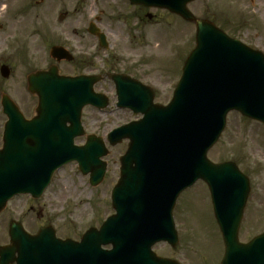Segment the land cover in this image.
Wrapping results in <instances>:
<instances>
[{"label":"water","instance_id":"water-1","mask_svg":"<svg viewBox=\"0 0 264 264\" xmlns=\"http://www.w3.org/2000/svg\"><path fill=\"white\" fill-rule=\"evenodd\" d=\"M191 1L131 0L168 8L194 22L197 46L168 106L154 104L155 94L148 87L124 75H110L118 107L144 115L108 136L111 145L130 140L121 158V180L112 193L116 214L100 230L90 229L81 242L58 239L52 227L30 235L12 222L11 244L0 248V264H178L158 257L152 246L160 241L178 244L172 211L178 195L198 179L211 191L225 244L221 264H264V234L248 244L238 239L248 179L234 163L214 164L207 158L229 111L264 123V55L197 19L187 9ZM90 32L98 34L93 26ZM100 39L106 46L104 34ZM51 54L59 61L72 59L60 47ZM100 80L60 76L56 66L31 76L29 90L39 97L37 116L31 121L24 120L5 97L10 123L0 153V213L17 194L41 197L54 172L72 161L79 163L83 174H91L93 186L101 183L107 167L102 158L108 155L103 139L89 135L84 146L74 144L75 138L85 135L83 108L108 106L107 98L94 92ZM110 244L112 250L102 248Z\"/></svg>","mask_w":264,"mask_h":264},{"label":"rangeland","instance_id":"rangeland-1","mask_svg":"<svg viewBox=\"0 0 264 264\" xmlns=\"http://www.w3.org/2000/svg\"><path fill=\"white\" fill-rule=\"evenodd\" d=\"M7 7L0 20V32L9 20L28 18L30 26L0 41V110L7 95L27 116H32L38 99L27 90L30 74L57 64L50 57L53 45H61L75 56L73 63L58 65L63 75L121 73L138 79L155 91V103L167 105L182 74L184 61L195 46V27L151 10L153 20L135 16L137 7L128 0H0ZM197 17H217L229 35L264 54V0H198L190 5ZM66 14L64 21L59 16ZM211 15V16H210ZM90 23L105 33L108 48L100 47L88 32ZM10 68V77L1 67ZM96 91L109 97V107L99 111L86 107L82 121L87 134L105 141L111 130L138 120L130 110L116 108L115 85L105 80ZM85 138L76 143L84 144ZM128 140L109 146L104 158L107 172L103 182L93 187L89 175L77 163L57 171L42 197L17 196L0 214V247L9 243V226L20 223L36 234L52 226L59 238L80 240L91 227L99 228L114 213L111 193L120 177V158ZM264 124L231 112L217 144L209 152L215 162H234L249 178L251 192L245 207L239 239L248 242L264 232ZM262 152V154H261ZM179 244L154 247L158 256L180 264H219L224 245L213 215L207 186L198 182L179 197L174 209Z\"/></svg>","mask_w":264,"mask_h":264},{"label":"flooded vegetation","instance_id":"flooded-vegetation-1","mask_svg":"<svg viewBox=\"0 0 264 264\" xmlns=\"http://www.w3.org/2000/svg\"><path fill=\"white\" fill-rule=\"evenodd\" d=\"M195 3V2H194ZM193 3H191L190 5H192ZM137 7L139 10H141V12H138L136 11L135 13V16L138 17L140 20H153V15L151 13H149L151 10H159V9H151V8H146V7H143V6H135ZM190 7V6H189ZM164 12H166L168 14L169 17H174L180 21H182L183 23H186L181 17L175 15V14H172L171 12H169L168 10H162ZM192 11V10H191ZM193 12V11H192ZM194 13V12H193ZM195 14V13H194ZM211 16V15H210ZM212 17V16H211ZM211 17H199L201 19H205V20H209L211 22H213L216 26H219V24L217 23L216 21V16L211 18ZM188 24H192V23H188ZM194 25V24H192ZM195 27V25H194ZM220 28L222 29H225L224 27H221L219 26ZM226 30V29H225ZM75 60H73L74 62ZM71 62V63H73ZM24 114V116L29 119L31 118L32 116H27L23 110H21ZM8 123V118L6 116V114L3 112V108L1 107V110H0V150L3 149L4 147V144H5V132H6V125Z\"/></svg>","mask_w":264,"mask_h":264},{"label":"bare ground","instance_id":"bare-ground-1","mask_svg":"<svg viewBox=\"0 0 264 264\" xmlns=\"http://www.w3.org/2000/svg\"><path fill=\"white\" fill-rule=\"evenodd\" d=\"M7 7L5 5L0 6V20L3 18V14L6 12ZM31 24L30 19L22 18L21 20H9L7 23L6 30L0 32V41L3 39H8L11 34H15L19 30H26ZM262 154V152H261ZM264 157V151H263Z\"/></svg>","mask_w":264,"mask_h":264}]
</instances>
